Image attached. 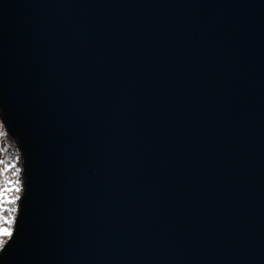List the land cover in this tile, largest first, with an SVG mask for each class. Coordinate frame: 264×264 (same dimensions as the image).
Masks as SVG:
<instances>
[{"label":"water","instance_id":"water-1","mask_svg":"<svg viewBox=\"0 0 264 264\" xmlns=\"http://www.w3.org/2000/svg\"><path fill=\"white\" fill-rule=\"evenodd\" d=\"M0 121V264H264V0H0Z\"/></svg>","mask_w":264,"mask_h":264},{"label":"rangeland","instance_id":"rangeland-1","mask_svg":"<svg viewBox=\"0 0 264 264\" xmlns=\"http://www.w3.org/2000/svg\"><path fill=\"white\" fill-rule=\"evenodd\" d=\"M21 191L19 150L0 121V247L11 233Z\"/></svg>","mask_w":264,"mask_h":264},{"label":"snow or ice","instance_id":"snow-or-ice-1","mask_svg":"<svg viewBox=\"0 0 264 264\" xmlns=\"http://www.w3.org/2000/svg\"><path fill=\"white\" fill-rule=\"evenodd\" d=\"M5 234L10 235L11 233H5Z\"/></svg>","mask_w":264,"mask_h":264}]
</instances>
